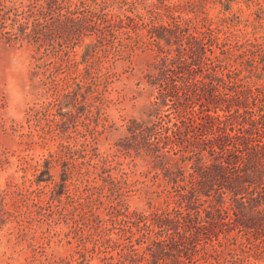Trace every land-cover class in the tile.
<instances>
[{"label":"trees","instance_id":"16d2710c","mask_svg":"<svg viewBox=\"0 0 264 264\" xmlns=\"http://www.w3.org/2000/svg\"><path fill=\"white\" fill-rule=\"evenodd\" d=\"M247 1L165 2L147 16L143 0H0V44L28 54L46 118L67 134L60 178L49 157L35 181L47 214L73 222L74 255L92 243L102 264H264V35L251 32L264 7L251 23ZM138 49L151 52L118 89L136 116L100 151L110 85ZM132 168L149 209L122 202Z\"/></svg>","mask_w":264,"mask_h":264},{"label":"rangeland","instance_id":"374dc122","mask_svg":"<svg viewBox=\"0 0 264 264\" xmlns=\"http://www.w3.org/2000/svg\"><path fill=\"white\" fill-rule=\"evenodd\" d=\"M143 1V12L150 16V10L156 12L158 5L162 3L183 0ZM245 4H249L250 8L245 5L247 10L243 17L249 16L251 23L257 22L256 9L259 4L264 7V0H248ZM124 7L131 9L133 6L125 4ZM207 8L214 15L220 10V5L214 6L210 2ZM262 15L264 17V11ZM251 32L254 39L262 37L264 28H251ZM144 34L146 41L154 45V38L146 31ZM95 38V34L89 33L85 36V43ZM258 41L264 40L261 38ZM150 52L138 49L131 58L125 57L119 61V75L110 85L109 96L114 99V103L107 109V120L101 121L109 125L111 135L106 138L104 134L100 151L109 149L116 141L114 133L117 128L136 116L134 101L129 95L124 97L118 93L122 85L130 82L127 76L131 72L124 73V67L139 69L143 57ZM43 100L39 90L32 86L28 54L21 50L13 51L0 44V264H79L80 261L84 264H102L105 261L104 254L94 250L92 243L88 244L89 251L84 257L74 255L79 239L73 230V222L61 218V215L47 214L51 203L46 194L49 189H44V183L35 181L38 161L42 158H52L55 180L60 178L65 167L56 156L61 149L60 143L67 140V134L59 132L56 125L48 121ZM170 103L172 105V101ZM31 106H35L36 115L29 119L27 110ZM69 130L76 134L74 126ZM132 169L134 172L122 176V180L128 182L122 202L130 212L149 209L148 198L138 190L144 176L139 168ZM71 191L72 189H68V192ZM66 195L67 193L64 195L65 199ZM99 212L105 216L107 210L101 206Z\"/></svg>","mask_w":264,"mask_h":264}]
</instances>
